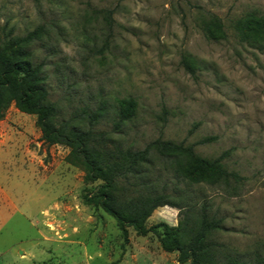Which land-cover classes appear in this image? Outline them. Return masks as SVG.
Returning <instances> with one entry per match:
<instances>
[{
    "label": "rangeland",
    "instance_id": "374dc122",
    "mask_svg": "<svg viewBox=\"0 0 264 264\" xmlns=\"http://www.w3.org/2000/svg\"><path fill=\"white\" fill-rule=\"evenodd\" d=\"M105 10L113 12L111 30ZM207 12L224 23L212 39L202 31ZM250 13L264 17V0H0V35L44 28L32 51L60 120L104 108L93 127L123 146L163 139L193 145L205 158L228 153L224 164L243 183L194 185L192 203L207 202L222 219L215 241L253 255L264 254V40L243 41L233 26ZM125 98L136 100L137 111L117 132V100ZM69 154L44 143L35 115L15 103L4 110L0 264H182L152 234L129 228L125 242L112 216L85 203L100 182ZM162 162L153 174L171 184ZM184 215L159 207L147 226L175 227Z\"/></svg>",
    "mask_w": 264,
    "mask_h": 264
},
{
    "label": "trees",
    "instance_id": "16d2710c",
    "mask_svg": "<svg viewBox=\"0 0 264 264\" xmlns=\"http://www.w3.org/2000/svg\"><path fill=\"white\" fill-rule=\"evenodd\" d=\"M105 19L111 30L112 11L105 10ZM202 31L209 39L223 32L224 23L217 15L207 12L200 17ZM243 41L251 43L264 40V17L250 13L233 23ZM38 27L24 36L0 35V120L4 110L15 103L17 108L36 116L41 139L47 145H63L70 149L68 161L82 165L87 177L100 182L98 188L84 201L101 207L117 222L128 242V229L137 236H155L163 252L177 254L178 263L189 264H264V254L245 255L232 253L213 239L222 228V219L212 214L207 202L192 203L194 185L223 186L241 185L244 177L229 171L224 160L228 153L217 158L200 156L193 145L156 139L143 149L123 146L112 140L107 133L93 127L105 114L104 108L82 117L60 120L59 110L48 98L45 85L44 63L35 62L32 46L44 34ZM108 43H106L107 45ZM184 67L194 69L183 58ZM137 102L133 98L117 100L115 131L133 120ZM205 138L202 143L210 142ZM162 160L164 171L171 170L170 183H160L153 167ZM169 176V173H166ZM171 190V191H170ZM172 206L185 211L179 225L148 227L147 221L154 210ZM165 227L164 231L160 228Z\"/></svg>",
    "mask_w": 264,
    "mask_h": 264
}]
</instances>
